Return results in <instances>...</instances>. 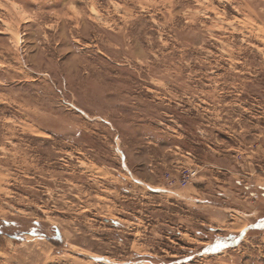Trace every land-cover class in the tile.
Instances as JSON below:
<instances>
[{
  "label": "rangeland",
  "instance_id": "obj_1",
  "mask_svg": "<svg viewBox=\"0 0 264 264\" xmlns=\"http://www.w3.org/2000/svg\"><path fill=\"white\" fill-rule=\"evenodd\" d=\"M0 223V264H264V0H0Z\"/></svg>",
  "mask_w": 264,
  "mask_h": 264
},
{
  "label": "built area",
  "instance_id": "obj_2",
  "mask_svg": "<svg viewBox=\"0 0 264 264\" xmlns=\"http://www.w3.org/2000/svg\"><path fill=\"white\" fill-rule=\"evenodd\" d=\"M189 177V175L186 173L181 177V181L182 183H186L187 182V178Z\"/></svg>",
  "mask_w": 264,
  "mask_h": 264
},
{
  "label": "trees",
  "instance_id": "obj_3",
  "mask_svg": "<svg viewBox=\"0 0 264 264\" xmlns=\"http://www.w3.org/2000/svg\"><path fill=\"white\" fill-rule=\"evenodd\" d=\"M1 224V223H0ZM2 224H4V225H6L7 223H2ZM24 233V232H23ZM0 234H2L1 232H0Z\"/></svg>",
  "mask_w": 264,
  "mask_h": 264
}]
</instances>
